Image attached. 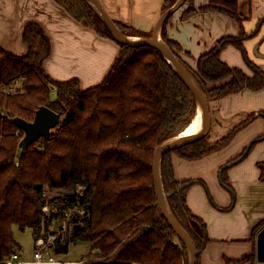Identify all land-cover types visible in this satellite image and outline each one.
Listing matches in <instances>:
<instances>
[{
	"label": "trees",
	"instance_id": "16d2710c",
	"mask_svg": "<svg viewBox=\"0 0 264 264\" xmlns=\"http://www.w3.org/2000/svg\"><path fill=\"white\" fill-rule=\"evenodd\" d=\"M55 1L83 25L116 41L120 52L100 83L82 88L77 78L58 81L45 71L43 62L50 54L51 43L38 22L30 21L23 29L26 53L16 54L0 44V261L22 249L15 229H31L35 239L43 220L48 226L51 219H47L42 208L53 201L60 213L75 205L90 212L83 218V225L78 223V217L74 218L67 243L57 249L67 252V244L84 242L92 260L83 264H189L186 245L160 210L153 161L156 148L182 132L193 118L197 107L194 94L156 47L118 41L88 1ZM177 1L165 0L162 13ZM184 3L188 4L184 17L218 10L240 22L243 19L237 0H208L199 7L193 0ZM171 16L160 24L161 38L197 81L208 101L264 86V70L249 58L244 46L253 32L220 38L192 68L178 53L179 43L167 36ZM112 20L125 35H152L153 31L144 32ZM229 44L241 51L248 71L221 58L222 49ZM53 89L57 92L54 99L50 97ZM41 106L59 113V123L47 138L20 146L24 134L14 119L31 121ZM250 118L215 144L204 136L161 155L167 201L196 247L197 264H201L200 253L210 239L206 223L187 204L188 189L202 184L215 203L202 179L175 177L172 154L201 158L225 146ZM259 165L264 178V164ZM224 171L223 182L231 187ZM46 185L49 191L57 190L58 196L44 197ZM78 185L85 186L82 194L77 192ZM263 226L264 219L259 228Z\"/></svg>",
	"mask_w": 264,
	"mask_h": 264
},
{
	"label": "crops",
	"instance_id": "0c3cea01",
	"mask_svg": "<svg viewBox=\"0 0 264 264\" xmlns=\"http://www.w3.org/2000/svg\"><path fill=\"white\" fill-rule=\"evenodd\" d=\"M99 1L111 19L150 32L162 15L165 0ZM237 1L238 12L243 17L241 22L218 10L194 12L184 17L187 3L172 13L166 33L179 43L188 66L196 68L199 57L220 38L238 36L243 31L253 32L244 46L249 58L264 70V0ZM193 3L199 7L208 0H193ZM29 21L41 24L50 39L51 51L43 65L56 80L77 78L83 88L94 86L103 80L120 52L116 41L83 25L55 0H0V44L16 54H24L27 45L22 32ZM160 32L159 26L158 37ZM220 56L229 65L248 71L241 51L234 45L225 46ZM209 107L207 141L210 144L219 142L236 125L251 118L218 150L197 159L172 156L175 177L202 179L215 203L211 204L202 184L188 189L187 204L206 223L210 239L199 260L201 264H255L256 237L264 219V178L259 165L264 164V86L213 99ZM253 139L256 141L248 154L224 171L231 187L222 184L219 179L222 165L237 159ZM228 206L229 209H220ZM20 252L22 262L18 264H34L30 262L32 254L25 257L23 249Z\"/></svg>",
	"mask_w": 264,
	"mask_h": 264
},
{
	"label": "water",
	"instance_id": "95a60500",
	"mask_svg": "<svg viewBox=\"0 0 264 264\" xmlns=\"http://www.w3.org/2000/svg\"><path fill=\"white\" fill-rule=\"evenodd\" d=\"M88 1L102 16L107 26L111 30L113 36L120 42L129 43V44H149L156 47L164 57L173 65L183 82L187 85V87L192 91L196 98V105H201L202 113H203V127L202 130L197 134L188 135L172 141L170 143L164 142L160 144L154 154L153 161V181L155 187V193L158 199L159 207L167 219L168 223L174 229L176 234L181 238V240L186 245L189 255L190 262L189 264H197V251L196 247L190 238L187 231L182 227V225L178 222L174 214L172 213L169 203L167 201V197L164 191L161 171H160V158L161 155L171 148H175L177 146L183 145L191 140L196 138L204 137L207 135L210 129V107L208 99L205 93L200 88L197 81L190 74L188 69L179 61V59L175 56V54L166 46L163 41L158 39V28L162 21L167 18L170 14L176 11L183 4L184 0H178L172 7L162 13L157 24L155 25L151 37L141 38L140 40H132L128 35L123 34L119 28L116 26L114 21L111 19L109 14L106 12L102 4L99 0H86ZM196 107V111H197ZM195 111V113H196ZM60 121V114L54 111L53 109L47 106L39 107L34 115L33 120L26 121L20 118L14 119V122L18 126V128L23 132L24 136L20 141V146H29L35 143L40 138H47L53 128L57 126ZM256 140H252L249 142L244 152L234 161L226 163L219 170V179L222 184H224L222 179L223 171L228 168L230 165L241 161L249 152L252 144ZM256 263L255 264H264V226L258 231L256 237Z\"/></svg>",
	"mask_w": 264,
	"mask_h": 264
},
{
	"label": "built area",
	"instance_id": "2783aa9c",
	"mask_svg": "<svg viewBox=\"0 0 264 264\" xmlns=\"http://www.w3.org/2000/svg\"><path fill=\"white\" fill-rule=\"evenodd\" d=\"M85 186L78 185L77 192L82 194ZM43 196L47 198H52L48 187L43 189ZM44 215L51 222L54 220H59L57 227H51L50 223L48 226L45 225V220L41 223L40 234L33 239V251L32 260L30 262L34 264H83L84 262H74L71 260L58 258L57 256L62 253L57 251L58 247L64 246L68 241V233L70 232L71 226L73 225V220L75 217L79 218V224L83 225V218L89 216L90 212L84 206L77 207L72 206L65 209L62 213L63 216L59 218L60 212L56 204L47 202L43 206ZM56 213V214H54ZM22 253L20 251H15L11 253L8 257L0 261V264H18L22 262Z\"/></svg>",
	"mask_w": 264,
	"mask_h": 264
},
{
	"label": "rangeland",
	"instance_id": "374dc122",
	"mask_svg": "<svg viewBox=\"0 0 264 264\" xmlns=\"http://www.w3.org/2000/svg\"><path fill=\"white\" fill-rule=\"evenodd\" d=\"M30 22V21H29ZM27 24V23H26ZM160 39V41H163V39L160 37L159 38ZM26 44V43H25ZM27 45V44H26ZM27 50H28V45H27ZM27 50H26V52H27ZM25 52V53H26ZM178 53L180 54V56H182L183 55V52H181V49L180 50H178ZM21 55V54H20ZM183 58V57H182ZM43 64H44V62H43ZM44 66V65H43ZM45 69V68H44ZM46 71V70H45ZM54 79V78H53ZM54 80H56V79H54ZM70 80V79H69ZM58 81H60V80H58ZM97 84V83H96ZM95 84V85H96ZM81 85V84H80ZM89 86H92V85H89ZM89 86H87V87H89ZM207 86V85H206ZM82 87V86H81ZM208 87V86H207ZM83 88V87H82ZM210 95V94H209ZM56 96H57V92H56V90L55 89H53L52 90V92H51V95H50V97L52 98V99H54V98H56ZM211 100H213V98H211V99H209V101L208 102H210ZM34 118V117H33ZM209 133V132H208ZM208 133H207V135L205 136L206 137V139H207V137H208ZM253 140H255V139H253ZM250 141H252V140H250ZM249 141V142H250ZM248 142V143H249ZM248 145V144H247ZM172 156H173V154H172ZM226 164V163H225ZM225 164H223V165H225ZM222 165V166H223ZM46 187H48L47 185L44 187V188H46ZM58 191L57 190H54V191H51L50 190V194L52 195V197H56V196H58V193H57ZM50 203H53V201H50ZM211 204H213L212 202H211ZM63 214L64 213H61L60 214V216H59V218L60 217H62L63 216ZM58 224H59V220H58V218H57V220H54V221H52L51 222V224H50V228L51 227H57L58 226ZM14 234H15V237H16V239L20 242V244H21V246H22V249H23V254H24V256L25 257H29V255H30V257H31V254H32V250H33V235H32V231H31V229H25V230H19V229H15V232H14ZM68 245V252L66 253V254H59L57 257L58 258H63V259H67V260H71V261H74V262H79V261H82V262H84V261H86V260H88V261H90V260H92V257H91V255L88 253V246L84 243V242H81V241H79V240H77V241H75V242H71V243H69V244H67Z\"/></svg>",
	"mask_w": 264,
	"mask_h": 264
},
{
	"label": "bare ground",
	"instance_id": "6f19581e",
	"mask_svg": "<svg viewBox=\"0 0 264 264\" xmlns=\"http://www.w3.org/2000/svg\"><path fill=\"white\" fill-rule=\"evenodd\" d=\"M129 37L132 40H140L142 38L141 36H132V35ZM159 38L160 37H158V39ZM203 123L204 122H203V113H202L201 105L198 104L197 111L194 114L191 121L189 122V124L186 126V128H184V130L180 132L178 135H176L175 137L168 139L166 142L170 143L182 137L199 133L202 130Z\"/></svg>",
	"mask_w": 264,
	"mask_h": 264
}]
</instances>
